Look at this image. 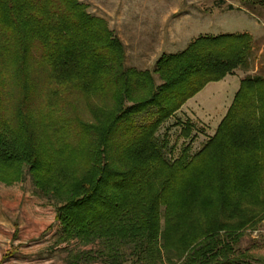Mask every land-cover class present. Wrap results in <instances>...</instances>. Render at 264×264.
<instances>
[{
	"label": "trees",
	"instance_id": "obj_1",
	"mask_svg": "<svg viewBox=\"0 0 264 264\" xmlns=\"http://www.w3.org/2000/svg\"><path fill=\"white\" fill-rule=\"evenodd\" d=\"M250 50L247 32L198 35L152 69H137L125 65L105 20L79 0H0V181L19 180L26 166L54 204L59 239L97 241L113 261L128 248L146 264L162 255L250 264L230 255L228 239L236 244L264 219V76L240 78L214 133L192 155L185 147L171 161L166 138L156 139L206 83L246 69ZM74 96L109 102L90 100L85 120ZM143 112L151 118L138 122Z\"/></svg>",
	"mask_w": 264,
	"mask_h": 264
},
{
	"label": "rangeland",
	"instance_id": "obj_2",
	"mask_svg": "<svg viewBox=\"0 0 264 264\" xmlns=\"http://www.w3.org/2000/svg\"><path fill=\"white\" fill-rule=\"evenodd\" d=\"M86 11L105 20L124 48L125 65L137 69H152L163 53L178 52L198 35L240 33L247 30L251 38L248 67L238 68L240 76H264V6L242 0H79ZM231 8H228V7ZM235 10L241 15L226 14ZM240 79L229 75L225 79L206 83L193 95L197 109L187 114L177 109L156 131L160 143L166 138L163 155L174 161L183 149L188 155L197 152L214 133L232 102ZM83 119L92 118L89 101L104 102L96 96L69 97ZM192 100V101H193ZM73 112V109H72ZM73 112V113H75ZM77 113V112H76ZM147 112L136 119L145 122ZM188 134H184V129ZM60 225L55 220V207L34 186L27 167L19 180L0 181V264H73L75 254L87 252L78 264H146L126 248L122 259L111 260L102 254L97 241L83 245L76 239L61 241ZM225 239L223 232L219 234ZM231 256L250 264H264V219L237 236ZM99 251V252H98ZM156 264H182V259L164 255Z\"/></svg>",
	"mask_w": 264,
	"mask_h": 264
},
{
	"label": "crops",
	"instance_id": "obj_3",
	"mask_svg": "<svg viewBox=\"0 0 264 264\" xmlns=\"http://www.w3.org/2000/svg\"><path fill=\"white\" fill-rule=\"evenodd\" d=\"M237 14V13H239V14H237V15H241L240 17H238V18H244V16H245V14L244 13H241V11L240 12H237V11H235L234 9L233 10H229V11H226V13L224 14V15H226V14ZM241 32H247L248 34H250L247 30H244V31H241ZM251 36V38H255V36H253V35H250ZM187 46V44H185V46H183L182 47V49H184L185 47ZM181 49V50H182ZM237 70H238V68H236V69H234L233 70V72L231 73V74H227V75H225L223 78H222V80L223 79H225L226 77H228L229 75H234L236 78H241L242 76H240L239 75V73L237 72ZM238 85H239V83H238ZM237 88H238V86H237ZM193 96L192 97H190L189 99H187L186 101H185V103L179 108V110H183V111H185V113H187V114H189V113H191L192 112V110H193V108L195 109H197L198 107H197V105H196V101L194 102V100H193ZM193 100V101H192ZM194 111V110H193Z\"/></svg>",
	"mask_w": 264,
	"mask_h": 264
}]
</instances>
